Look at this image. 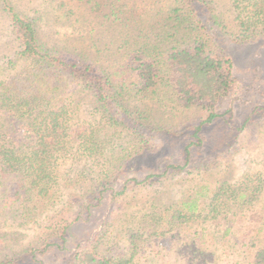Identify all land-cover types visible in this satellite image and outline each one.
<instances>
[{"label":"trees","instance_id":"1","mask_svg":"<svg viewBox=\"0 0 264 264\" xmlns=\"http://www.w3.org/2000/svg\"><path fill=\"white\" fill-rule=\"evenodd\" d=\"M244 1L247 4L243 6L233 3L237 11L233 19L239 30L238 40L251 42L259 30L255 18L264 16V1ZM212 3L171 0L164 11L162 7L150 11L149 18L135 13L132 7L117 9L110 5L102 14L117 18L124 13L120 26L132 25L136 35L144 31L143 39L130 36L123 40L124 48L114 41L99 44L91 38L87 45L71 49L47 46L40 40L34 18L10 0H0V16L5 19L9 39L6 45L13 43L11 55H5V59L0 56V250L9 246V234H20L16 228L29 225L35 230L26 243H21L18 236L10 239L19 249L0 255V264H17L29 257L33 260L37 251L49 247L64 250L71 225L89 212L94 201L103 199L104 191L118 179L121 166L152 158L147 140L156 131H172L154 121L148 104L139 107L132 100L149 97L155 103L197 106L209 112L206 120L210 122L220 116L215 107L233 86L235 63L231 55L211 48L214 43L209 29L214 24L223 26L213 13ZM55 9H59L57 5ZM245 9L250 15L243 12ZM158 13H163L161 21L155 18ZM71 88L88 95L94 107L91 115L95 112L100 117L96 125L85 119L74 121L75 103L69 96L64 98ZM201 125L195 126V135ZM195 139L185 144L181 167L191 164V148L200 142L198 136ZM218 157L213 155L214 162ZM81 158L84 165L91 168L94 164L100 169L83 191L86 200L76 211L70 204L59 206L60 188L90 179L87 167H72ZM67 160L69 167L61 172L59 167ZM145 164V177L132 179L133 183L162 178L176 167L166 163L160 171L153 162ZM71 198L74 201V196ZM192 209L189 206L188 212L178 213L175 219H191ZM173 218L166 222L171 224ZM247 250L249 264H264V244L252 242ZM127 263L124 258L98 253L90 245L73 253V264Z\"/></svg>","mask_w":264,"mask_h":264},{"label":"rangeland","instance_id":"2","mask_svg":"<svg viewBox=\"0 0 264 264\" xmlns=\"http://www.w3.org/2000/svg\"><path fill=\"white\" fill-rule=\"evenodd\" d=\"M170 1L10 0L18 10L35 19L40 40L47 46L71 49L87 45L91 38L99 44L114 41L123 47V40L130 36L140 35L143 39L144 31L136 35L132 25L120 26L124 13L117 18L102 14L110 5L117 9L132 7L135 13L149 18L150 11L161 7L164 11ZM233 3L243 6L247 1L213 0V13L223 26L214 24L209 29L214 43L211 48L231 55L235 63L233 86L215 107L220 116L210 122L206 120L209 112L197 106L155 103L149 97L132 100L139 107L148 104L154 121L172 132L156 131L147 140L152 158L121 166L118 179L104 191L103 199L94 201L88 215L85 213L71 225L64 250L49 247L37 251L35 259L24 258L17 264H73V253L89 245L103 255L124 258L127 264H249V245L264 244V33H260L264 16L258 14L255 18L259 30L252 41L241 42L233 19L237 14ZM162 14L155 18L161 21ZM4 20L0 16V56L5 59V55H11L13 43L6 45L9 39ZM74 90L63 95L75 103L74 121L85 119L96 125L100 117L95 112L91 115L94 107L90 98ZM201 122L195 135V126ZM195 136L200 142L191 148V164L181 167L183 148L196 140ZM214 154L219 155L216 162ZM144 161L153 162L160 171L166 163L176 167L162 178L133 183L132 179L145 177L148 168ZM69 163H62L60 171H67ZM89 166L84 165L83 158L74 161L75 170L88 168L90 179L61 186L59 206L70 204L76 211L81 208L86 200L83 191L100 169L98 165ZM189 206L193 207L189 210L192 218L178 222L175 215L188 212ZM169 217H174L171 224L166 222ZM6 229L3 232H8ZM16 229L20 234L8 235L9 246L1 249L0 255L19 249L10 239L18 236L21 243H26L35 233L29 225Z\"/></svg>","mask_w":264,"mask_h":264}]
</instances>
